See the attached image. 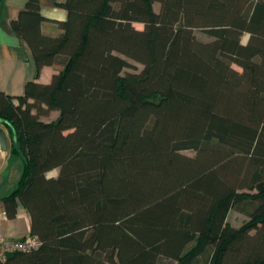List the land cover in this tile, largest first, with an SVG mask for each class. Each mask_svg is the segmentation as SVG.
Returning a JSON list of instances; mask_svg holds the SVG:
<instances>
[{"label":"trees","instance_id":"trees-1","mask_svg":"<svg viewBox=\"0 0 264 264\" xmlns=\"http://www.w3.org/2000/svg\"><path fill=\"white\" fill-rule=\"evenodd\" d=\"M57 5L56 36L39 0L10 21L35 78L0 90L21 162L1 201L8 218L22 204L40 244L0 264H264V0ZM128 59L142 68L123 72ZM45 65L59 69L42 83Z\"/></svg>","mask_w":264,"mask_h":264},{"label":"crops","instance_id":"crops-1","mask_svg":"<svg viewBox=\"0 0 264 264\" xmlns=\"http://www.w3.org/2000/svg\"><path fill=\"white\" fill-rule=\"evenodd\" d=\"M63 0H39L41 13L45 19L41 22V31L56 36L61 32L58 24L66 18V11L57 5ZM26 0H0V90L9 95L23 93L24 84L35 78V64L30 49L24 39L10 27ZM57 65H45L40 69L36 80L46 83L59 68ZM52 118L57 111H52ZM43 119V118H42ZM21 170L20 160H9L6 151L0 148V210L1 199L15 187ZM2 231L9 237H20L29 233L30 218L20 202L13 218L7 216L2 221Z\"/></svg>","mask_w":264,"mask_h":264},{"label":"rangeland","instance_id":"rangeland-1","mask_svg":"<svg viewBox=\"0 0 264 264\" xmlns=\"http://www.w3.org/2000/svg\"><path fill=\"white\" fill-rule=\"evenodd\" d=\"M158 6L157 4H155V9H157ZM135 26L137 27H141V24L140 23H135ZM196 36L199 38V39H203V40H207V39H210V36L202 31V30H199V29H195L194 30ZM247 34H243L242 38H241V41L244 43L247 39ZM128 61L130 62V66L129 67H126L124 71H139L141 68H142V65L139 63V62H136L132 59H128ZM235 68H238L237 66L234 65ZM53 116V113H50L48 116H41V118L45 119V120H50ZM2 126V123L0 122V127ZM6 151V154L8 156V159L9 160H19V157L17 155H13L10 153V150H9V143H8V139H7V148L4 150ZM184 153L186 154H189V155H193L194 152L192 150H184L183 151ZM53 173H55L54 175L57 174V169H52L50 170L47 175L48 176H53ZM248 219V215L245 211H239L237 210L236 208H231L228 212V215H227V222L234 226V227H239L240 225H242L246 220ZM172 264H176V262H173Z\"/></svg>","mask_w":264,"mask_h":264},{"label":"built area","instance_id":"built-area-1","mask_svg":"<svg viewBox=\"0 0 264 264\" xmlns=\"http://www.w3.org/2000/svg\"><path fill=\"white\" fill-rule=\"evenodd\" d=\"M5 217L4 210H0V261L5 260L11 252L27 251L39 246V238L34 234L28 233L17 238L5 235L2 231V221Z\"/></svg>","mask_w":264,"mask_h":264},{"label":"water","instance_id":"water-1","mask_svg":"<svg viewBox=\"0 0 264 264\" xmlns=\"http://www.w3.org/2000/svg\"><path fill=\"white\" fill-rule=\"evenodd\" d=\"M0 148L2 150L7 148V137L2 127H0Z\"/></svg>","mask_w":264,"mask_h":264},{"label":"clouds","instance_id":"clouds-1","mask_svg":"<svg viewBox=\"0 0 264 264\" xmlns=\"http://www.w3.org/2000/svg\"><path fill=\"white\" fill-rule=\"evenodd\" d=\"M55 173H53V175H54Z\"/></svg>","mask_w":264,"mask_h":264}]
</instances>
